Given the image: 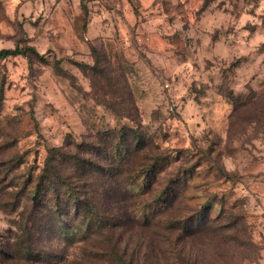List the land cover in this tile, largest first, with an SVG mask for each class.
Returning <instances> with one entry per match:
<instances>
[{
    "label": "rangeland",
    "instance_id": "rangeland-1",
    "mask_svg": "<svg viewBox=\"0 0 264 264\" xmlns=\"http://www.w3.org/2000/svg\"><path fill=\"white\" fill-rule=\"evenodd\" d=\"M16 47L36 54L0 59V264H100L94 245L111 264H264V0H0ZM58 151L98 167L52 162L87 218L47 184L32 198Z\"/></svg>",
    "mask_w": 264,
    "mask_h": 264
},
{
    "label": "trees",
    "instance_id": "trees-1",
    "mask_svg": "<svg viewBox=\"0 0 264 264\" xmlns=\"http://www.w3.org/2000/svg\"><path fill=\"white\" fill-rule=\"evenodd\" d=\"M32 55V54H36V52L34 51V49L28 47L25 49H20L18 47H16L13 50H1L0 51V59L9 57V56H16V55ZM132 137V141L128 144L127 143V147H126V151H125V158L123 159L127 164H130L131 166H134L136 164V162H139L140 159H143V152H142V148L145 147L146 143L145 140H143L141 137H136V133L135 132H130ZM122 136H124V134H122ZM124 139V138H122ZM124 143L126 142L125 140H122ZM60 155V157L62 158V162H60V164H63L65 161H74L76 162L75 164H77V166L83 165V176L84 175H88L90 173V167L93 168H98L96 167V165H94V163H92L91 161L85 160V159H77L75 157H70V156H66V155H62L59 151L56 155H54L53 153H50V157L48 158L47 162H46V167L45 169L42 171L41 175L39 176V184H38V188L35 191H32L31 195L33 194L32 198L35 200H38V195L40 192H44V186L47 184L49 191L54 193V199H55V211L57 209H59V200L62 196H65V198L67 199H73V200H77L80 203H75V207H74V214L75 217H82V218H87L89 216L92 215V211H90V208L88 206L87 203L83 202V199L79 198V196L76 194V189L74 187H72V185L69 183V176H63L60 170H57V168L53 165V161L56 160V156ZM144 160V159H143ZM143 160L141 161V164L144 165ZM131 170H133V168H130ZM97 170V169H96ZM133 172H137L136 170H134ZM126 174H132V171H127ZM115 175L117 177L121 176V172H117L115 173ZM130 175V176H132ZM132 187V186H131ZM130 186H123L120 187L119 185H117L115 188H112V192L113 195H110V199L112 198H116V200H123V199H131L132 196L134 195L132 189ZM64 190V191H63ZM63 194V195H62ZM44 196V194H43ZM76 202V201H75ZM89 239V235L86 236L85 240ZM99 247L97 246H93L90 247V250L93 253H96L97 255L95 256L96 259H93L95 262H100V264H111L112 259L114 261H118L116 259V249L113 248L112 245H108L107 247L104 246L103 252L98 250ZM21 249H25L27 256L31 254V247L30 244L26 245L24 248L23 247H19L18 248V252H22ZM105 256V259H102V256ZM28 256V257H29ZM100 256V257H97ZM115 257V258H113ZM112 258V259H111ZM85 260L81 259V261L78 264H87V262H84Z\"/></svg>",
    "mask_w": 264,
    "mask_h": 264
}]
</instances>
